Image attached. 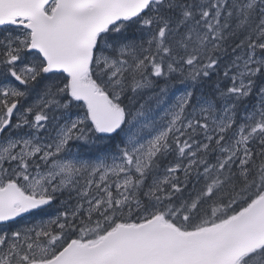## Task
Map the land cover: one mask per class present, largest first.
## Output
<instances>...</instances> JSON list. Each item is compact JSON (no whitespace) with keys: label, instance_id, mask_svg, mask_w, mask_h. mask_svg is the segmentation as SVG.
Masks as SVG:
<instances>
[{"label":"snow or ice","instance_id":"obj_1","mask_svg":"<svg viewBox=\"0 0 264 264\" xmlns=\"http://www.w3.org/2000/svg\"><path fill=\"white\" fill-rule=\"evenodd\" d=\"M0 264H264V0H0Z\"/></svg>","mask_w":264,"mask_h":264}]
</instances>
